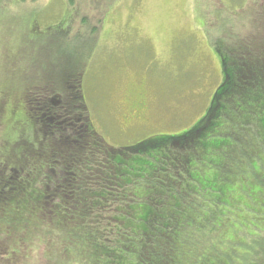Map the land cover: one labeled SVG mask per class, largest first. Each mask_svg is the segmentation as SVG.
<instances>
[{"label": "trees", "instance_id": "obj_1", "mask_svg": "<svg viewBox=\"0 0 264 264\" xmlns=\"http://www.w3.org/2000/svg\"><path fill=\"white\" fill-rule=\"evenodd\" d=\"M255 27L257 41L209 42L222 81L179 135L107 145L83 101L82 63L61 88L24 89L23 120L8 145L1 138L4 261L42 247L47 264H264V23Z\"/></svg>", "mask_w": 264, "mask_h": 264}, {"label": "rangeland", "instance_id": "obj_2", "mask_svg": "<svg viewBox=\"0 0 264 264\" xmlns=\"http://www.w3.org/2000/svg\"><path fill=\"white\" fill-rule=\"evenodd\" d=\"M0 2V150L3 135L8 145L23 120L24 89L61 88L80 63L83 101L107 145L182 134L204 116L222 81L209 42L257 41L255 26L264 23L257 10L264 0ZM6 251L0 244V264H47L42 247L5 262Z\"/></svg>", "mask_w": 264, "mask_h": 264}]
</instances>
